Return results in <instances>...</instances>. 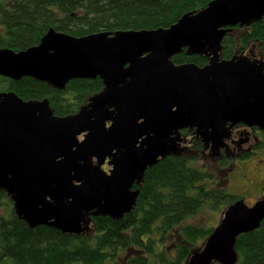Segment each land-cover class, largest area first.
Returning a JSON list of instances; mask_svg holds the SVG:
<instances>
[{"label": "water", "instance_id": "obj_1", "mask_svg": "<svg viewBox=\"0 0 264 264\" xmlns=\"http://www.w3.org/2000/svg\"><path fill=\"white\" fill-rule=\"evenodd\" d=\"M263 18L264 0H214L168 29L86 37L50 29L37 47L0 50V76L15 82L31 77L59 91L72 80L104 82L76 115L61 118L48 100L0 92V195L32 230L86 235L95 218L123 220L136 209L147 170L180 154L179 129L198 127L216 152L228 123L264 130V61L221 55L234 27ZM186 49L209 63L177 65ZM221 221L188 264H238L237 239L262 226L264 198L233 203Z\"/></svg>", "mask_w": 264, "mask_h": 264}, {"label": "trees", "instance_id": "obj_2", "mask_svg": "<svg viewBox=\"0 0 264 264\" xmlns=\"http://www.w3.org/2000/svg\"><path fill=\"white\" fill-rule=\"evenodd\" d=\"M212 1L0 0V50L21 52L37 47L50 29L74 37L168 29ZM223 44L224 60L255 47L264 57V18L250 27H234ZM186 51L174 57L177 65L204 67L209 61L188 56ZM0 85L25 101L48 100L60 118L76 115L104 88L100 79L72 80L66 90L59 91L31 77L15 82L1 76ZM146 173L136 209L123 220L95 218L86 235H64L48 226L30 229L3 191L0 264H188L193 251L200 249L215 229L188 221L206 209L224 213L241 199L220 185L212 171L198 167L189 157H167ZM236 250L238 264H264V222L254 232L240 236Z\"/></svg>", "mask_w": 264, "mask_h": 264}, {"label": "flooded vegetation", "instance_id": "obj_3", "mask_svg": "<svg viewBox=\"0 0 264 264\" xmlns=\"http://www.w3.org/2000/svg\"><path fill=\"white\" fill-rule=\"evenodd\" d=\"M245 54L252 58L258 57L264 61V57L258 53L256 47ZM204 57L209 60L208 57ZM109 126H111V124H109ZM228 126L231 128L229 137L225 139L223 142L224 146L221 147L218 152L214 151L213 142L208 145L204 143L203 139L198 135V127L179 129L180 141L177 142V148L180 149L181 152L178 156L189 157L197 166L202 165L201 163L204 157L210 156L212 159L216 160L219 169L224 171L225 177L222 180L226 188L231 181V175L238 172L236 167H239L241 160H250L252 156H256L259 158L260 166L257 170L255 169L257 177L254 179V182H256L264 192V158L262 157L264 156V130L260 127L247 126L244 123H238L236 125L228 123ZM83 138L84 136L81 137V140H83ZM173 138L176 137L173 136ZM178 156L170 155L168 157ZM110 163L111 159L108 158L103 166L105 172L109 173L113 169V165ZM135 190H138V187H135Z\"/></svg>", "mask_w": 264, "mask_h": 264}, {"label": "rangeland", "instance_id": "obj_4", "mask_svg": "<svg viewBox=\"0 0 264 264\" xmlns=\"http://www.w3.org/2000/svg\"><path fill=\"white\" fill-rule=\"evenodd\" d=\"M7 91L6 87L0 85V92ZM264 155V153H263ZM264 158V156H262ZM259 158L252 156L250 160L242 161L239 163V167H236L238 172L231 175V181L227 186V190L232 195H235L241 200H245L249 206H253L256 202L263 200L264 192L262 188L254 182L257 177L256 170L259 168ZM202 165L198 167L204 168L205 170L212 171L219 180L220 185L223 184V178L225 177L224 171L219 169V165L216 160L210 156H206L202 159ZM256 169V170H255ZM237 173V174H236ZM210 212V211H209ZM206 209L197 218L191 219L188 223L205 224L207 226L217 227L222 221L223 212H210ZM204 244V243H203ZM202 246V244H201ZM200 246V247H201Z\"/></svg>", "mask_w": 264, "mask_h": 264}]
</instances>
